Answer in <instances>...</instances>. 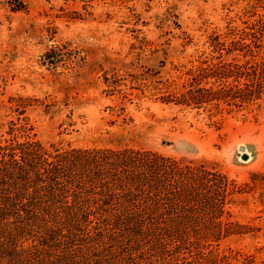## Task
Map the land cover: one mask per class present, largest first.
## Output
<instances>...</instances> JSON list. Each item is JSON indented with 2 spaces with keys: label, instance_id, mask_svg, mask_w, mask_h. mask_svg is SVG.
Instances as JSON below:
<instances>
[{
  "label": "rangeland",
  "instance_id": "1",
  "mask_svg": "<svg viewBox=\"0 0 264 264\" xmlns=\"http://www.w3.org/2000/svg\"><path fill=\"white\" fill-rule=\"evenodd\" d=\"M9 134L165 160L151 229L186 235L129 264H264V0H0Z\"/></svg>",
  "mask_w": 264,
  "mask_h": 264
},
{
  "label": "trees",
  "instance_id": "2",
  "mask_svg": "<svg viewBox=\"0 0 264 264\" xmlns=\"http://www.w3.org/2000/svg\"><path fill=\"white\" fill-rule=\"evenodd\" d=\"M24 136L0 135V264H129L144 243L160 255L165 239L186 235L151 229L162 220L152 198L165 192L163 158ZM206 175L179 174L182 192Z\"/></svg>",
  "mask_w": 264,
  "mask_h": 264
},
{
  "label": "water",
  "instance_id": "3",
  "mask_svg": "<svg viewBox=\"0 0 264 264\" xmlns=\"http://www.w3.org/2000/svg\"><path fill=\"white\" fill-rule=\"evenodd\" d=\"M245 152H246V149L244 147H239V153L243 161H247L249 159V155Z\"/></svg>",
  "mask_w": 264,
  "mask_h": 264
}]
</instances>
